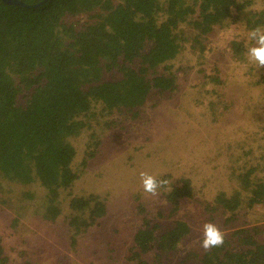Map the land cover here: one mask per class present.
Segmentation results:
<instances>
[{
	"label": "rangeland",
	"instance_id": "obj_1",
	"mask_svg": "<svg viewBox=\"0 0 264 264\" xmlns=\"http://www.w3.org/2000/svg\"><path fill=\"white\" fill-rule=\"evenodd\" d=\"M244 13L247 19L264 13V0H253ZM73 20L81 26L88 19ZM256 28L264 31V21ZM256 28L237 24L215 33L205 52L184 43L169 68L158 69L175 76V89L155 94L137 119L106 115L96 105L98 120L71 139L77 178L58 195L47 194L38 182L0 176V244L9 264H132L127 250L146 222L186 223L190 235L179 255L199 248L205 223L219 229L263 225L264 198L250 203L254 192L264 193V67L247 55ZM230 40L243 48H232ZM141 173L166 183L155 196L146 194ZM183 181L195 196L173 212L165 192ZM92 196L106 203V215L82 238L74 236L70 201ZM49 199L57 209L54 219L44 214ZM226 199L235 214L213 213Z\"/></svg>",
	"mask_w": 264,
	"mask_h": 264
},
{
	"label": "trees",
	"instance_id": "obj_2",
	"mask_svg": "<svg viewBox=\"0 0 264 264\" xmlns=\"http://www.w3.org/2000/svg\"><path fill=\"white\" fill-rule=\"evenodd\" d=\"M18 1L24 5L0 0V176L38 182L54 195L77 178L71 139L98 120L96 105L106 115L137 119L155 94L175 89V76L158 69L167 70L184 43L201 45L205 52L204 43L215 33L237 24L256 28L264 21V13L245 16L253 0ZM79 17L88 20L80 26L73 20ZM109 72L118 76L108 78ZM165 193L173 212L195 196L187 181ZM263 198L264 193L254 192L250 203ZM227 201L212 212L235 214ZM47 202L44 214L54 219L57 209ZM70 211L76 215L69 227L82 238L107 208L97 197H76ZM220 231L222 246L189 247L179 255L189 226L146 222L136 230L125 259L132 264H264V223ZM0 264H9L1 244Z\"/></svg>",
	"mask_w": 264,
	"mask_h": 264
},
{
	"label": "clouds",
	"instance_id": "obj_3",
	"mask_svg": "<svg viewBox=\"0 0 264 264\" xmlns=\"http://www.w3.org/2000/svg\"><path fill=\"white\" fill-rule=\"evenodd\" d=\"M249 36L250 39L255 41V46L248 49V58L256 63L258 67H264V31L256 28L250 32ZM140 179L143 191L152 196H155L158 188L166 183V181H158L156 177L147 173H141ZM223 243L224 235L215 224L208 222L202 226L201 248L208 251L211 248L222 246Z\"/></svg>",
	"mask_w": 264,
	"mask_h": 264
},
{
	"label": "water",
	"instance_id": "obj_4",
	"mask_svg": "<svg viewBox=\"0 0 264 264\" xmlns=\"http://www.w3.org/2000/svg\"><path fill=\"white\" fill-rule=\"evenodd\" d=\"M3 2L10 5H24L22 2H19L18 0H3Z\"/></svg>",
	"mask_w": 264,
	"mask_h": 264
}]
</instances>
